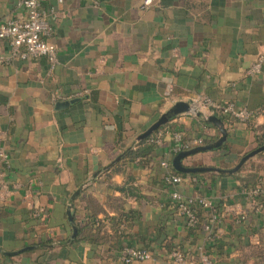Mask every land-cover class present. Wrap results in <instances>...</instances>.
I'll return each instance as SVG.
<instances>
[{
  "label": "crops",
  "instance_id": "obj_1",
  "mask_svg": "<svg viewBox=\"0 0 264 264\" xmlns=\"http://www.w3.org/2000/svg\"><path fill=\"white\" fill-rule=\"evenodd\" d=\"M43 6L56 11L50 17V40L58 48L56 68L51 70L46 58L0 61V149L11 156L6 180L12 190L0 202L5 211L0 216V247L17 251L40 239L53 242L15 256L0 252V264H125L124 247H145L159 234L150 233L146 241L140 235L158 224L172 232L147 247L151 259L132 264H174L168 260L165 237L183 245L188 264H200L204 258L212 264L257 262L264 254V206L249 197L250 189L235 173L181 175L173 167L175 130L187 141L211 143L221 136L203 113H182L167 123L152 166L129 162L126 171L110 177L105 173L164 113L196 96L232 101L256 114L249 124L224 123L226 142L184 158L186 166L232 168L256 148L253 128L264 127V64L260 73L247 71L264 54V0H44ZM24 14L18 0H0V25ZM9 50V42L0 39V56ZM74 98L79 100L59 105ZM224 145L228 151L221 149ZM257 163L263 166L258 187L264 193V157ZM169 174L180 175L182 182L162 183ZM126 183L153 201L126 197L118 189ZM30 189L37 190L35 205L45 209L37 221L25 198ZM174 190L185 198L211 200L218 215L213 231L225 244L232 242V233L240 234L243 240L235 243L236 249L226 245L221 258L210 249L214 243L205 229L188 237L187 217L173 206ZM88 194L104 211L97 213L87 204ZM109 196L124 198L128 208L141 212L129 230L121 226L120 232H126L122 249L108 242H76L77 236L72 240L68 208L74 206L76 226L93 212L100 218L105 211L115 215L107 205ZM257 201L262 203V196ZM200 209L202 221L209 222L212 211Z\"/></svg>",
  "mask_w": 264,
  "mask_h": 264
},
{
  "label": "built area",
  "instance_id": "obj_2",
  "mask_svg": "<svg viewBox=\"0 0 264 264\" xmlns=\"http://www.w3.org/2000/svg\"><path fill=\"white\" fill-rule=\"evenodd\" d=\"M44 0H18L19 6L24 10L25 14L21 17H14L5 20L0 25V39L7 40L10 44L9 53L5 56H0V61L10 62L15 59L20 60H37L46 58L50 64V69L54 70L59 64L58 48L50 37L54 34V26L50 21V17L56 15L55 9L45 8ZM95 4L99 0H94ZM264 64V54H260L251 67L248 69V74H257L262 70ZM83 93L77 96H82ZM203 113L206 117L211 114H226L234 117L238 121L249 124L255 117V111L247 107H238L234 102L218 103L208 96H196L190 103L191 115ZM168 129H159L154 141L157 145L163 143V138ZM175 153L183 150L191 149L196 146L205 145V141L201 138L187 141L181 131L172 133ZM162 165L169 167L168 161H163ZM11 168L10 153L4 149H0V202L6 201L11 196L12 190L6 176ZM166 180L170 184H180L182 177L178 174H169ZM37 190H28L25 198L28 205L35 211L36 215H41L45 209L41 206H36L33 202V196ZM249 197L256 201L261 207L264 206V193L259 187L248 191ZM262 196V203L259 204L257 198ZM171 198L177 204L178 213L187 217L188 225L194 226L199 222L197 208H204L212 211V216L209 222L205 225V230L211 234L213 232V224L218 220V215L211 200L202 196H193L185 198L178 190L171 193ZM153 257L152 252L140 246H126L122 254V261L125 264H132L134 261H147ZM168 260L174 264H188L189 257L184 255L177 248L170 250ZM201 264H212L209 259H205Z\"/></svg>",
  "mask_w": 264,
  "mask_h": 264
},
{
  "label": "trees",
  "instance_id": "obj_3",
  "mask_svg": "<svg viewBox=\"0 0 264 264\" xmlns=\"http://www.w3.org/2000/svg\"><path fill=\"white\" fill-rule=\"evenodd\" d=\"M220 118L225 124H229L232 121H235L234 117L230 115H223L219 114ZM169 124H166L162 126L161 128L167 127ZM121 128V126H120ZM159 128V129H161ZM159 129L157 131H159ZM255 132V138H256V148L264 144V127L255 126L253 128ZM157 131L154 132L151 136L141 140L136 147H131L127 152L124 154V156L121 158L120 161H118L110 170H108L105 175L106 177L112 176L116 172H123L126 171L127 164L129 162H137L140 166L143 167H150L154 164V161L157 157V149L158 145L155 143L154 138L157 133ZM221 149L229 150L227 146H223ZM261 157H264V152H261L258 154L255 158L249 159L244 163V165L240 168L238 172L235 173V175L240 179L242 186L244 188L252 189L255 187H258L260 184V180L262 179L261 170H262V164L257 163V160ZM184 163V162H183ZM185 165V164H184ZM196 166V165H195ZM178 174L181 175H187L186 173H181L179 171H176ZM205 175H213V172L204 173ZM166 181L163 180L162 183ZM119 190H121L126 197L128 196H136L137 198H143V199H150L153 201V199L146 195H143L139 192V187H136L131 184H124L120 187H118ZM87 201V204H89L97 213L98 211H104V209L97 204H95V201L93 199V196L91 194H88L86 198L84 199ZM107 205L109 208L116 211L115 215H110L107 211H105V217L100 218L98 217V214L92 213L90 214V217L85 218L81 223H78V234L76 238V242L87 240L90 241L93 244H100L103 245L105 243H110L111 248L113 249H122V243L121 239L125 237V230L120 232L121 226H125L127 230H129V227L131 225L132 220L135 219V217L141 215V212L135 208L130 207L128 208L126 206V201L124 198H117L113 196L108 197ZM173 206L176 212H178L177 204L173 202ZM199 211V213H198ZM4 207L0 206V216L4 213ZM30 216L33 220L37 221L39 220V216L36 215L34 210H30ZM201 209L197 208V214L199 215L200 219L199 222L194 225H189V232L187 234L188 237L194 233H198L199 230L205 229V225L208 223L206 221L205 223L202 221V213ZM158 233L159 237L162 234L168 235L172 231L171 229L166 226H162L161 224L154 225L148 228L147 234L140 235L145 241L146 238L150 233ZM129 235V234H128ZM159 237L155 239H151L148 244L145 245L144 248H147L149 245L152 244V242H157ZM232 238V242L230 243H222L221 237H219L216 233V231H213L209 238L212 240L213 245L210 246V249H214L213 251L218 254L219 257L223 258L226 256L225 253V246L229 245L232 247V249H236L235 243L238 240H243L241 235L238 233H232L230 235ZM166 241V247L170 250L177 248L179 251H181L184 255L189 257L188 251H186L183 247V245L180 244H172V239H168L165 237ZM53 240L51 239H40L33 243L32 245H43L46 246V244L52 243ZM49 250L50 248H45ZM209 258V257H208ZM211 261V259L209 258ZM202 262V261H201ZM200 262V264H201ZM212 262V261H211ZM264 263V254L258 256L257 262L254 264H263ZM39 264H52L51 261H45L40 262Z\"/></svg>",
  "mask_w": 264,
  "mask_h": 264
},
{
  "label": "water",
  "instance_id": "obj_4",
  "mask_svg": "<svg viewBox=\"0 0 264 264\" xmlns=\"http://www.w3.org/2000/svg\"><path fill=\"white\" fill-rule=\"evenodd\" d=\"M78 100H79V98H74L71 101H63L59 105L62 107H67L71 103H74ZM189 110H190V103H187L184 101L177 102L168 112L164 113L158 119V121H156L153 125H151L147 130H145L143 133H141L138 136L137 143H139L141 140H143V139L151 136L152 134H154L155 131H157L159 128H161L162 126L169 123V121L172 118H174L175 116L182 114V113H186ZM198 114H201V113L199 112ZM206 119L208 121L215 123L219 127V130L221 132V136L219 137V139H217L216 141H213L211 143L196 146V147H193L191 149L183 150V151L177 153L172 160L173 167L177 171L182 172V173L216 172V173H220V174H234L240 170V168L244 165V163L246 161H248L250 158H252V157L256 156L257 154L264 151V144H263V145L255 148V149L251 150L250 152L246 153L234 167L228 168V169H224V168L216 167V166H186V165H184V163H183L184 158H186L190 155L196 154L198 152H201V151H207V150H213V149L219 148L226 142V140L228 138V129L219 116H217L215 114H211V115H208L206 117ZM126 152H124L123 154L118 156L116 159H114V161H112L106 167V169H109L115 163L120 161ZM80 191H81V189H78L72 195V199H75V197L80 193ZM73 207H74L73 205L70 206L68 208V211H67L69 221H70V223L72 225V229H73V233L71 236L72 240L75 239V237L78 234V229H77V226L75 224L74 215L72 212ZM42 246L43 245H39V244L27 245V246H25L22 249H19L17 251H6L0 247V252L6 256H15V255H18L22 252L37 249V248L42 247Z\"/></svg>",
  "mask_w": 264,
  "mask_h": 264
}]
</instances>
